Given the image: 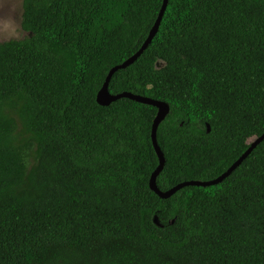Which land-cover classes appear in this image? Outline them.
<instances>
[{
	"label": "trees",
	"instance_id": "obj_1",
	"mask_svg": "<svg viewBox=\"0 0 264 264\" xmlns=\"http://www.w3.org/2000/svg\"><path fill=\"white\" fill-rule=\"evenodd\" d=\"M163 2L23 0L0 43V264H264V140L162 199L157 108L97 103ZM108 89L169 105L161 192L216 180L264 135V0H168Z\"/></svg>",
	"mask_w": 264,
	"mask_h": 264
},
{
	"label": "water",
	"instance_id": "obj_2",
	"mask_svg": "<svg viewBox=\"0 0 264 264\" xmlns=\"http://www.w3.org/2000/svg\"><path fill=\"white\" fill-rule=\"evenodd\" d=\"M167 4H168V0H164L163 6L160 10L158 18H157L153 28L151 29V31L148 35V38L143 43L140 50L134 56H132L129 60H127L123 64L116 66L110 70V72H109V74L105 80V83L103 84L102 88L100 89V91L97 94V99H96L98 105L103 106V107H108L112 103L119 101L121 99H129V100H132V101L140 103V104L153 106V107L157 108L158 112H157V116L153 122L151 138H152L154 150H155L157 157H158V160H159V165H158L157 169L155 170V172L151 176L150 189L162 199L170 198L173 194H175L177 191H179L180 189H182L184 187H188V186L209 187V186H213V185H216V184L222 182L237 167H239L240 164L256 148V146L264 140V135H263L262 137H260L256 141H254L251 144L250 148L237 160V162H235L225 174H223L222 176H220L216 180L209 181V182H194V181L185 182V183H182V184L176 186L175 188H173L172 190L167 191V192H161L158 189L156 180L164 168L165 158H164V155L161 152V150L158 146V143H157V131H158L160 124L165 120V118L169 114L170 107L166 103L155 101V100H152L150 98H146V97H142V96H135V95H132L130 93H122V94H118V95H112L109 92L108 88H109V82H110L112 76L114 75V73L117 72L118 70L125 69V68L129 67L130 65H132L141 56V54L144 52V50H146V48L150 45V43L152 42V40L154 39L155 35L157 34V32L159 30L163 15H164L165 10L167 8ZM207 130H208V132L210 131L209 126H207Z\"/></svg>",
	"mask_w": 264,
	"mask_h": 264
},
{
	"label": "rangeland",
	"instance_id": "obj_3",
	"mask_svg": "<svg viewBox=\"0 0 264 264\" xmlns=\"http://www.w3.org/2000/svg\"><path fill=\"white\" fill-rule=\"evenodd\" d=\"M23 0H0V43L22 39L21 29Z\"/></svg>",
	"mask_w": 264,
	"mask_h": 264
}]
</instances>
